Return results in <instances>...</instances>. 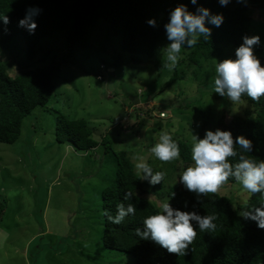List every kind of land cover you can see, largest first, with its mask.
Listing matches in <instances>:
<instances>
[{
    "label": "rangeland",
    "instance_id": "1",
    "mask_svg": "<svg viewBox=\"0 0 264 264\" xmlns=\"http://www.w3.org/2000/svg\"><path fill=\"white\" fill-rule=\"evenodd\" d=\"M236 6H246L252 18L249 36L261 38L254 54L264 56V15L249 0H231L226 8ZM158 19L165 20L162 16ZM121 39L109 23L99 19L90 30L85 50L68 52L60 34L56 40L41 42L37 57L28 63L22 46H16L19 42L2 51L0 62L9 67L10 77L52 61L58 69L48 104L24 120L14 145L0 144V198L5 204L0 221V264H134L129 256L108 252L101 244L98 202L101 192L116 178L117 163L111 150L132 152L130 157L146 156L153 168L166 173L167 185L176 186L179 160L162 163L149 154L159 133L175 128L173 138L190 144L191 128L200 136L206 129L219 128L225 98L215 97L213 80L202 78L206 83L199 84L185 73L183 81L164 88L174 71L163 67L160 55L168 43L166 37L159 41L151 59L124 52ZM258 48L259 54L255 53ZM191 49H181L177 72H187L182 59ZM228 53L232 57L227 58H235L234 50ZM44 56L47 61L40 64L38 60ZM100 65L105 70L99 71ZM207 71L215 74L214 69ZM131 98L139 104L134 106ZM228 102L225 122L242 116L247 108L244 102ZM58 112L86 121L94 140L105 136L111 143L108 153L99 146L84 155L66 142H57ZM159 113L165 118H159L164 116ZM217 194L232 197L240 205L249 198L236 183L225 184ZM150 199L158 207L159 200Z\"/></svg>",
    "mask_w": 264,
    "mask_h": 264
},
{
    "label": "trees",
    "instance_id": "2",
    "mask_svg": "<svg viewBox=\"0 0 264 264\" xmlns=\"http://www.w3.org/2000/svg\"><path fill=\"white\" fill-rule=\"evenodd\" d=\"M250 3L256 5L264 15V0H249ZM179 4H186L192 12H195L197 6L202 5L210 9L212 14H223L224 22L220 27L207 25L212 28L211 37L208 40L200 38L199 43L190 50L185 59H182L187 72L179 73L175 68L172 76L165 82L164 88L174 82L183 81L185 73L190 74L199 84L206 83L201 82L202 78L211 82L215 74L207 70L214 69L211 63L213 58L219 59L221 55L226 58L232 57L228 50H234L235 53V49L242 43V37L249 36L252 18L246 12V6L228 9L221 7L218 0H198L197 5H192L190 0H0V13L6 14L10 20L7 32L0 22V55L6 47L16 41L22 44L16 46L17 48L22 46L20 49L24 51L25 61L31 62L37 57V49L41 42L56 40L60 34L64 38L68 52L74 49L85 50L89 45L91 28L97 20L103 19L111 25L114 35L122 37L124 52L151 59L159 41L166 37L164 25L168 22L170 11ZM28 7H39L43 10L36 17L38 27L35 34H30L18 26ZM160 16L165 20L160 21L158 19ZM149 19H155L157 26H149L147 23ZM255 53L259 54L261 50L258 48ZM258 58L264 65V56L258 55ZM38 61L44 64L47 57H40ZM8 68L0 62V144L11 146L19 140L24 120L44 108L51 99L52 79L55 78L58 64L52 61L41 68L24 70L14 77L7 74ZM215 95L217 99L220 97L218 94ZM241 99L247 108L242 116H233L229 122H225V111L229 102L227 98L223 99L221 105L223 115L217 121V125L221 129L230 130L234 137L244 135L251 139L254 152L245 155L259 161L264 159V97L258 102L247 96H242ZM57 114L59 115L55 125L57 142L62 144L66 142L76 152L84 155L99 146L105 154L108 153L107 146L111 143L106 141L105 136L99 141L94 140L92 130L86 121L73 120L59 112ZM173 139L180 146L181 169L191 163L190 144ZM111 151L117 163L116 178L101 192L97 208L101 226L100 239L105 250L129 256L134 264H264V229L258 228L256 222L244 220L237 214L240 208H251L264 203L260 194L249 196L247 202L240 205L232 197L209 193L203 203L198 204L195 194L188 192L180 184L169 186L164 179L160 184L151 186L146 181L139 180L130 157L132 152ZM229 159L236 162L233 158ZM229 183L236 182L230 179ZM129 190L135 195L133 199L123 202L125 205L134 204L135 215L126 217L121 225L107 222L102 214L103 210L109 209L115 215L116 205ZM150 198L159 200L158 202L171 198L169 202L173 208L183 211L195 210L201 215L215 214L216 230L197 231V237L185 256L168 253L166 249L152 241L140 240L135 235V229L143 227V219L146 216L159 211ZM2 200L3 198H0V221L5 206Z\"/></svg>",
    "mask_w": 264,
    "mask_h": 264
},
{
    "label": "clouds",
    "instance_id": "3",
    "mask_svg": "<svg viewBox=\"0 0 264 264\" xmlns=\"http://www.w3.org/2000/svg\"><path fill=\"white\" fill-rule=\"evenodd\" d=\"M230 2L231 0H218L221 7H226ZM237 2L243 3L245 0H237ZM190 3L197 5L198 0H190ZM42 11L39 7H28L18 26L26 29L30 34H35L38 27L36 17ZM0 22L7 32L9 17L0 13ZM223 22V14H212L210 9L202 5L197 6L195 12L189 11L186 4L177 5L170 11L168 22L164 25L168 43L160 49V55L164 60L163 67L169 71L174 70L181 58L182 48L195 47L201 37L208 40L212 28L207 25L220 27ZM147 23L151 27L157 26L155 19H149ZM260 44V36L245 35L242 37V43L235 49V58L223 60L213 58L215 94L227 98L233 105L242 103V96L257 102L264 97V65L254 54V47ZM103 70H105L104 65H100L99 71ZM96 78L101 80L99 75ZM159 118H165V114ZM175 130V128L171 131L162 130L159 133L158 139H155V143L149 149V154L155 160L170 163L181 159L180 146L173 139ZM253 152V141L244 135L234 137L230 130L216 128L206 129L201 138L199 133L191 128V163L179 170L177 184L194 193L198 204L203 203L207 194L219 192L230 179L249 196L260 194L261 199L264 200V159L257 161L245 155ZM229 158H233L236 162H232ZM131 159L139 180L146 181L151 186L164 181L166 173L163 170L154 171L146 156L135 154ZM134 195L130 190L123 194L122 201L116 205L115 215L109 209H104L102 214L107 222L121 225L126 217L135 215L134 204L125 205L123 202L133 199ZM174 195L175 193L172 197ZM170 199L160 202L159 211L143 219V227L136 228L135 235L140 240L154 242L168 253L185 256L189 246L197 237V231L216 230L217 216L201 215L195 210L183 211L173 208ZM185 207L187 208V202ZM237 214L244 220L256 222L258 228L264 229V203L251 208H240Z\"/></svg>",
    "mask_w": 264,
    "mask_h": 264
},
{
    "label": "water",
    "instance_id": "4",
    "mask_svg": "<svg viewBox=\"0 0 264 264\" xmlns=\"http://www.w3.org/2000/svg\"><path fill=\"white\" fill-rule=\"evenodd\" d=\"M109 89H112V84L111 83L109 84ZM131 101L134 104V106H135V104H139V100L136 99V98H131Z\"/></svg>",
    "mask_w": 264,
    "mask_h": 264
},
{
    "label": "crops",
    "instance_id": "5",
    "mask_svg": "<svg viewBox=\"0 0 264 264\" xmlns=\"http://www.w3.org/2000/svg\"><path fill=\"white\" fill-rule=\"evenodd\" d=\"M112 72L113 73V70L112 69H109V73Z\"/></svg>",
    "mask_w": 264,
    "mask_h": 264
},
{
    "label": "bare ground",
    "instance_id": "6",
    "mask_svg": "<svg viewBox=\"0 0 264 264\" xmlns=\"http://www.w3.org/2000/svg\"><path fill=\"white\" fill-rule=\"evenodd\" d=\"M159 115H164V113H159Z\"/></svg>",
    "mask_w": 264,
    "mask_h": 264
},
{
    "label": "built area",
    "instance_id": "7",
    "mask_svg": "<svg viewBox=\"0 0 264 264\" xmlns=\"http://www.w3.org/2000/svg\"><path fill=\"white\" fill-rule=\"evenodd\" d=\"M99 79V78H98Z\"/></svg>",
    "mask_w": 264,
    "mask_h": 264
}]
</instances>
